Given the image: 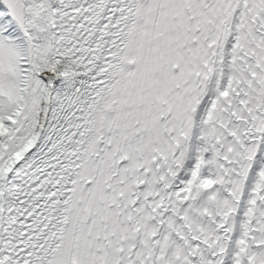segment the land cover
<instances>
[{
  "label": "snow or ice",
  "instance_id": "obj_1",
  "mask_svg": "<svg viewBox=\"0 0 264 264\" xmlns=\"http://www.w3.org/2000/svg\"><path fill=\"white\" fill-rule=\"evenodd\" d=\"M0 264H264V0H0Z\"/></svg>",
  "mask_w": 264,
  "mask_h": 264
}]
</instances>
